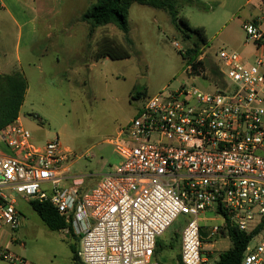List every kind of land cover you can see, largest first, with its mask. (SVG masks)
I'll list each match as a JSON object with an SVG mask.
<instances>
[{
	"label": "built area",
	"instance_id": "1",
	"mask_svg": "<svg viewBox=\"0 0 264 264\" xmlns=\"http://www.w3.org/2000/svg\"><path fill=\"white\" fill-rule=\"evenodd\" d=\"M242 29L247 43L264 49L257 22ZM216 56L222 85L204 70L194 76L188 61L186 74L213 91L183 85L148 96L112 141L119 165L89 189L69 184L73 154L59 139L37 144L18 119L4 127L0 141L12 154L0 151V260L32 264L2 243L22 226L23 201L51 205L63 231L80 238L83 264H162L157 243L180 216L181 264H213L206 215L222 222L206 240L229 238V227L253 234L240 264H264V56L250 63L227 48Z\"/></svg>",
	"mask_w": 264,
	"mask_h": 264
},
{
	"label": "rangeland",
	"instance_id": "2",
	"mask_svg": "<svg viewBox=\"0 0 264 264\" xmlns=\"http://www.w3.org/2000/svg\"><path fill=\"white\" fill-rule=\"evenodd\" d=\"M244 1L177 0L179 16L192 27L205 29L213 65L218 63V51L225 47L235 51L239 42L245 40L235 14ZM27 3L29 21L32 20L30 0ZM96 3L97 0H34L38 41L29 48L24 27L18 53V26L6 16L0 20V71L4 74L20 71L29 81V94L20 110L24 127L37 144L59 139L64 148L70 149L71 183L79 180L84 186L119 165L120 158L110 141L131 123L143 106L146 98L137 99V93H146L148 97L167 87L176 90L183 85L213 91L210 82L186 74L189 61L186 53L192 42L183 37L168 13L135 4L129 12V34L108 25L95 29L90 37L91 28L82 21V16ZM104 37L126 46L127 38L130 39L131 57L95 62L94 54ZM249 62L253 61L249 59ZM3 146L5 153L11 155V150ZM19 209L23 220L15 239L25 243V247L7 244L8 248L32 264H83L80 259H74L80 246L78 236L67 237L66 231L51 230L29 202L22 201ZM205 218L204 249L211 261L218 260L232 247V242L229 238L206 240L210 227L222 222L210 215ZM185 223L186 218L180 216L159 238L157 260L180 264L178 253L170 243Z\"/></svg>",
	"mask_w": 264,
	"mask_h": 264
},
{
	"label": "trees",
	"instance_id": "3",
	"mask_svg": "<svg viewBox=\"0 0 264 264\" xmlns=\"http://www.w3.org/2000/svg\"><path fill=\"white\" fill-rule=\"evenodd\" d=\"M141 5L156 10H162L169 14L171 22L183 33V37L192 42V47L187 51L186 56L189 62L193 63V74L199 76L202 70L206 71L204 78H209L216 84L222 85V77L218 69H207L203 61H198L202 54L201 48L207 43V35L202 27H192L187 19L179 16L177 0H97V3L88 9L82 16V21L90 26V37L94 30L99 27L113 25L124 34L130 32L129 12L133 5ZM181 24L180 25L178 24ZM128 46L115 42L106 37L102 40L100 47L94 54L93 59L123 60L131 57L132 41L127 38ZM28 90V81L24 73L20 71L11 74H0V131L7 125L15 122L20 116V110L25 102ZM137 99L147 98L146 93H137ZM34 211L41 220L53 231H61L66 227L54 209L48 203H32ZM253 234L238 231L229 227V238L232 247L222 253L219 259L213 264H240L247 245ZM171 248L178 253L180 261V233H175L170 243ZM160 243L158 241L155 250V258L159 256ZM78 251L75 250L74 259L79 260ZM157 259V258H156ZM159 260V259H158ZM160 261V260H159ZM161 262V261H160ZM162 264H165L161 262ZM181 264V261H180Z\"/></svg>",
	"mask_w": 264,
	"mask_h": 264
},
{
	"label": "crops",
	"instance_id": "4",
	"mask_svg": "<svg viewBox=\"0 0 264 264\" xmlns=\"http://www.w3.org/2000/svg\"><path fill=\"white\" fill-rule=\"evenodd\" d=\"M27 2H28V0H1V2H0V20L1 21L3 19L5 20V16L9 17L11 20L14 21V23L19 28L18 39H17V53H18V48H20V46L22 45L23 39H24V34H23L24 27L27 28L26 29L27 30L26 44H28L29 48H32L37 44L38 36H39V33H38L39 29L36 26L37 23L35 21L37 18V12L34 8V0H30V7L31 8H29V9H30L31 14H32V18H31L32 20H29V21L27 19V15H26V10L28 9V3ZM17 8H18V10H17ZM235 14L237 15L236 17H238L237 21L239 22V25L241 26V28H242L244 23L249 22V21H255L260 26V29L264 32V5L262 3V0H245L244 3L236 10ZM48 36H50V34H48ZM104 38H106V37H104ZM4 43L6 44V41ZM251 44L252 43H247L246 38H245V40L242 39L239 42V45L237 47H235L237 49L235 51L240 52L241 55L248 62H249V59L254 62L258 57L264 56V49H262V48L258 49L254 44H252V45ZM206 47L209 48L207 46V43L204 46H202L201 51L203 54H205L207 57L210 58V59L208 58L209 60H211V57L208 54V52L211 51L212 48L210 47L207 50ZM225 48H227V47H225ZM227 49H229V48H227ZM230 50H232V49H230ZM217 53H216V55H217ZM18 62H20V61L18 60ZM95 62H97V61H95ZM13 72H15V71H13ZM13 72H11V73H13ZM0 74L6 75L2 71H0ZM28 83H29V81H28ZM178 89H176V90H178ZM29 90L30 89H29V84H28V90H27L26 98L29 94ZM176 90H172L171 87H167V88L161 90L160 92H162V91H176ZM160 92H158V93H160ZM26 98H25V102H26ZM18 120L23 124V117L21 115V112H20V116H19ZM119 134H120V132H119ZM112 141L113 140L110 141L111 144H112ZM3 149H4L3 143L0 141V151H3L5 153L6 151H4ZM79 182L83 185L82 189H89V188L93 187L98 182V180L93 182L92 184H89L88 186H84L85 183L83 181H79ZM69 184H72V183L70 182ZM18 231L15 234L13 232H10V233L8 232V235L2 240V243L5 246H7V244L12 245V243H11L12 239H15V237H16L15 235L18 233ZM70 236H72V235L67 234V237H70ZM79 248H80V246H79ZM0 264H9V263L0 260Z\"/></svg>",
	"mask_w": 264,
	"mask_h": 264
},
{
	"label": "water",
	"instance_id": "5",
	"mask_svg": "<svg viewBox=\"0 0 264 264\" xmlns=\"http://www.w3.org/2000/svg\"><path fill=\"white\" fill-rule=\"evenodd\" d=\"M204 63H205V65H206V68H207V69H211V68H212V64L210 63V60H209L208 58H206V59L204 60Z\"/></svg>",
	"mask_w": 264,
	"mask_h": 264
},
{
	"label": "flooded vegetation",
	"instance_id": "6",
	"mask_svg": "<svg viewBox=\"0 0 264 264\" xmlns=\"http://www.w3.org/2000/svg\"><path fill=\"white\" fill-rule=\"evenodd\" d=\"M213 67H216V65H214Z\"/></svg>",
	"mask_w": 264,
	"mask_h": 264
}]
</instances>
